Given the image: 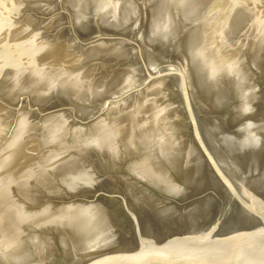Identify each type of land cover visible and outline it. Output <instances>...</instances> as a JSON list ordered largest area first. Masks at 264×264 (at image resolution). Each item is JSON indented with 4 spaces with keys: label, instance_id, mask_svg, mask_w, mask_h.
<instances>
[{
    "label": "water",
    "instance_id": "water-1",
    "mask_svg": "<svg viewBox=\"0 0 264 264\" xmlns=\"http://www.w3.org/2000/svg\"><path fill=\"white\" fill-rule=\"evenodd\" d=\"M0 264H264V0H0Z\"/></svg>",
    "mask_w": 264,
    "mask_h": 264
}]
</instances>
